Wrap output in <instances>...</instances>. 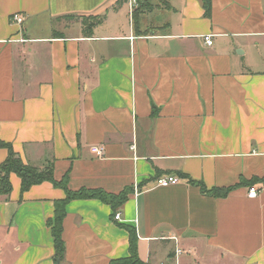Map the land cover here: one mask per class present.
<instances>
[{"label": "crops", "instance_id": "1", "mask_svg": "<svg viewBox=\"0 0 264 264\" xmlns=\"http://www.w3.org/2000/svg\"><path fill=\"white\" fill-rule=\"evenodd\" d=\"M210 3L0 0V141L71 191L127 194L65 203L59 264L127 257L130 228L145 264H264V0ZM87 15L89 35L58 21ZM165 174L180 182L155 186ZM9 182L0 264H57L65 189Z\"/></svg>", "mask_w": 264, "mask_h": 264}, {"label": "trees", "instance_id": "2", "mask_svg": "<svg viewBox=\"0 0 264 264\" xmlns=\"http://www.w3.org/2000/svg\"><path fill=\"white\" fill-rule=\"evenodd\" d=\"M203 7L205 9V13L209 14L211 10L210 0H202ZM70 17L73 16L69 15ZM67 16V17H69ZM93 17V16H92ZM94 19L90 22L86 19H82V24L84 26L83 32L85 35H89L91 33L92 27L95 23L100 22L99 19L93 17ZM5 147L7 149V157L0 165V197H7L11 190V185L9 182V174L15 173L21 179V189L24 191L32 184L40 183L43 181H50L51 183L63 187L65 189L66 195L65 197L56 202L55 206V216L53 223L51 225L52 235H53V243L55 245V253L53 258L57 264H59L63 259L64 251H65V243L62 241L61 232H62V221L65 216L64 206L65 203L71 199L77 198H92L98 197L104 201H109L112 203L121 204L124 200L127 199L126 192L121 193L119 196H112L107 193H104L101 190H87L80 189L77 192L71 191L67 188L65 184V178L61 181H56L53 177V164L49 162L44 168L39 169L35 166H31L22 161L21 157L16 154L10 143L5 141H0V148ZM204 190V187H201ZM209 192L212 195L224 194L226 190L219 189H211ZM136 239V234L133 228L129 229V241L131 242L129 255L127 257H123L120 259L111 260L109 264H145L137 255L136 248L134 246V240Z\"/></svg>", "mask_w": 264, "mask_h": 264}, {"label": "built area", "instance_id": "3", "mask_svg": "<svg viewBox=\"0 0 264 264\" xmlns=\"http://www.w3.org/2000/svg\"><path fill=\"white\" fill-rule=\"evenodd\" d=\"M127 5H129V12L131 13L135 7L138 6L139 0H126ZM23 18L21 17V15L19 14H13L12 16V21H14L15 23L20 24L22 22ZM212 34H205L204 36V43H206L207 45L212 44ZM91 151L96 154L97 156H102L103 153V149L102 147L98 146V145H93L91 146ZM154 183L155 186H161V187H165L168 185H174L180 182V178H178L177 176L173 175V174H165L162 176H158L154 179ZM247 194L250 197H254L257 193L255 188L253 189H249ZM115 220H120V213H116L114 215Z\"/></svg>", "mask_w": 264, "mask_h": 264}, {"label": "rangeland", "instance_id": "4", "mask_svg": "<svg viewBox=\"0 0 264 264\" xmlns=\"http://www.w3.org/2000/svg\"><path fill=\"white\" fill-rule=\"evenodd\" d=\"M74 18L72 20L61 19V20H58V21H59L60 25H62V24H66V23L70 24V23H72L75 20L80 22V21H82L83 18L88 20V21H90V22L94 19L93 17L88 16V15L87 16H82V17L77 16V17H74Z\"/></svg>", "mask_w": 264, "mask_h": 264}]
</instances>
